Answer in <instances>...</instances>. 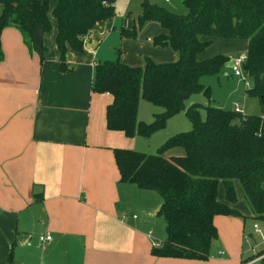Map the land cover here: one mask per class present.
<instances>
[{
    "label": "trees",
    "instance_id": "obj_1",
    "mask_svg": "<svg viewBox=\"0 0 264 264\" xmlns=\"http://www.w3.org/2000/svg\"><path fill=\"white\" fill-rule=\"evenodd\" d=\"M52 1L0 0V58L2 32L11 26L21 30L42 58L52 17L61 69L72 70L68 52L82 53L89 31L115 16L116 0H56L51 11ZM184 5L187 13L176 14L145 2L143 13L132 18L133 27L120 30L123 38L136 39L147 22L159 23L164 31L153 36L151 43L158 49L172 47L177 60L156 62L144 56L142 65H130L121 60L118 50L117 60L94 64L92 91L112 97L106 107L109 130L130 138L149 135L162 127L167 117L178 113L193 94L208 93L201 78L221 72L230 59L224 55L199 59L211 37L247 41L242 67L252 82L247 92L258 99L260 114L209 106L206 118L201 119L198 106L193 104L186 112L192 130L170 137L156 154L114 149L120 181L153 190L162 198L157 215L165 220L167 238L153 246L152 253L205 261L210 257L212 240L218 237L216 216H243L232 207L238 201L236 184L254 218L264 219V0H185ZM141 98L162 105L165 111L157 114L154 122L139 121ZM175 147L182 148L183 155L166 156L165 152ZM220 184L223 201L219 199ZM41 199L36 195V200Z\"/></svg>",
    "mask_w": 264,
    "mask_h": 264
},
{
    "label": "crops",
    "instance_id": "obj_2",
    "mask_svg": "<svg viewBox=\"0 0 264 264\" xmlns=\"http://www.w3.org/2000/svg\"><path fill=\"white\" fill-rule=\"evenodd\" d=\"M108 26V20L97 23L83 52H68L67 62L73 66L68 71L61 69L57 28L53 39L47 42L44 37L49 52L42 58L18 27L2 32L0 264L199 263L152 253L160 243L153 237L154 228L148 229L158 220L162 201L141 207L136 190L144 189L120 181L114 149H133L135 137L108 129L106 107L112 97L92 91L94 64L103 61L99 47L109 34ZM158 31L164 30L159 26ZM235 41L242 42L240 51L246 53L247 41ZM127 50L124 62L137 65L130 60V47ZM238 187L232 207L251 214ZM222 191L219 188L223 201ZM36 195L42 199L36 200ZM216 221L229 224L240 241V221L223 215ZM255 224L252 230L260 241L251 246V253L264 247V226L255 229ZM45 234L51 239L42 243L39 237ZM226 244L237 258L239 244L232 238Z\"/></svg>",
    "mask_w": 264,
    "mask_h": 264
},
{
    "label": "rangeland",
    "instance_id": "obj_3",
    "mask_svg": "<svg viewBox=\"0 0 264 264\" xmlns=\"http://www.w3.org/2000/svg\"><path fill=\"white\" fill-rule=\"evenodd\" d=\"M185 0H116L115 2V16L113 19L108 20L109 34L103 40L100 45L99 57L103 58V61L117 60L119 58V51H121V60L124 62L126 58L127 50L130 47L133 53L130 60H136L143 64L144 56L147 55L156 62H168L175 61L178 58L177 52L172 47H165L155 49L148 38L160 33L155 32L160 26L157 22H147L144 28L138 32L136 39L123 38L121 36V28H132L133 17L140 16L143 13V5L145 2H149L154 6H161L176 14H186L187 9L184 5ZM54 2H51L50 9L52 11ZM1 8V7H0ZM1 10V9H0ZM50 19H53L50 17ZM52 22V31L50 35H47V42L53 39V31L56 30L55 23ZM96 25L91 29V31ZM161 27V26H160ZM87 36L90 34V32ZM235 40L234 38L224 37H211L210 45L201 53L198 57L201 60H208L218 55H224L230 59L226 62V65L221 72L215 74L205 75L201 78V83L204 85L205 91L193 94L189 99L184 101L183 108L176 114L167 117L162 127L154 130L149 135L138 134L135 136L136 146L133 147L136 151H141L147 154H156L161 146L172 136L190 131L193 128V124L189 116L187 115L188 108L196 104L198 106L201 119L206 118L207 107H220L233 111L236 103L239 104L241 111L246 114H260L261 106L256 97L251 96L247 89L252 85L249 77L242 71L240 76L236 75L232 69V58L241 53L240 47L242 42ZM49 48V47H48ZM244 52L245 49H243ZM49 51L47 50V53ZM126 61V60H125ZM127 62V61H126ZM125 62V63H126ZM128 64H133L129 63ZM137 64V65H138ZM165 111L162 105L153 104L141 98L138 106V119L146 123L155 121L157 114H161ZM166 156L171 155H183V149L179 147L171 148L165 152ZM222 190V185L220 187ZM239 188V187H238ZM137 198L141 207L148 208L152 204L156 206L161 204V196L153 190H136ZM223 192V191H222ZM221 192V195H222ZM243 204L245 205V198L241 189H239ZM222 199V196H220ZM141 215L140 212H136ZM243 216H235L236 221L241 222L239 235L240 241L237 240L235 232L231 231L230 225L227 223L215 222L218 229V237L212 240L211 254L208 260L199 261L198 264H241V259L251 255V246H255V243H259L260 237L257 232L252 230L253 223H257L260 227L264 226L263 218H254L252 214H242ZM226 218V216H223ZM158 219L154 224L149 227L154 228L153 237L160 244L167 238L166 223L163 217L157 216ZM247 236L248 238H244ZM243 237V239H242ZM232 238L239 244V256L236 258V253H233L227 248L226 240ZM224 252V255L220 253ZM239 257V258H238ZM242 257V258H241Z\"/></svg>",
    "mask_w": 264,
    "mask_h": 264
},
{
    "label": "built area",
    "instance_id": "obj_4",
    "mask_svg": "<svg viewBox=\"0 0 264 264\" xmlns=\"http://www.w3.org/2000/svg\"><path fill=\"white\" fill-rule=\"evenodd\" d=\"M168 1V0H167ZM246 61V53H241L239 55H236L232 58V69L235 72L236 75L240 76L243 71V63ZM234 109L236 111H241L238 104H235ZM255 229H258V225H254ZM247 239V237H245ZM51 239L50 235H41L39 237L40 242L44 243L46 241H49ZM157 244H154V246ZM221 255H224V252L220 253ZM250 258L244 259L241 264H264V253H260V250H253V252L250 255Z\"/></svg>",
    "mask_w": 264,
    "mask_h": 264
}]
</instances>
